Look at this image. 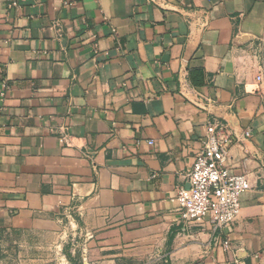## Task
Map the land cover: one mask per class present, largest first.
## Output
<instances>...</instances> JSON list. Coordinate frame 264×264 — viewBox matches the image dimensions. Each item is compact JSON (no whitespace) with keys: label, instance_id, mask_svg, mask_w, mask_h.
<instances>
[{"label":"crops","instance_id":"1","mask_svg":"<svg viewBox=\"0 0 264 264\" xmlns=\"http://www.w3.org/2000/svg\"><path fill=\"white\" fill-rule=\"evenodd\" d=\"M213 123L251 184L223 232L174 201ZM75 239L87 264H264V0H0V264Z\"/></svg>","mask_w":264,"mask_h":264},{"label":"built area","instance_id":"2","mask_svg":"<svg viewBox=\"0 0 264 264\" xmlns=\"http://www.w3.org/2000/svg\"><path fill=\"white\" fill-rule=\"evenodd\" d=\"M245 136L250 138V133ZM236 143L226 125H208L203 149L186 175L189 187L180 188L174 199L185 223L209 225L215 232H223L240 216L241 197L251 184L247 174H237L230 166V150ZM223 246L228 249V243Z\"/></svg>","mask_w":264,"mask_h":264},{"label":"rangeland","instance_id":"3","mask_svg":"<svg viewBox=\"0 0 264 264\" xmlns=\"http://www.w3.org/2000/svg\"><path fill=\"white\" fill-rule=\"evenodd\" d=\"M40 252V253H52L54 252H61L64 253L67 257L72 259L73 264H87V261L82 260V254H87L88 250L86 251L85 247L82 245L79 239H75L68 244H65L63 247L54 248L53 250L45 247V249L36 250L35 248L29 250V252ZM9 264H17L14 261H11Z\"/></svg>","mask_w":264,"mask_h":264}]
</instances>
